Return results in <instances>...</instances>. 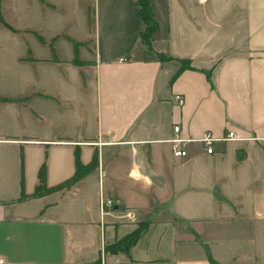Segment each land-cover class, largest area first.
Segmentation results:
<instances>
[{
    "label": "crops",
    "instance_id": "obj_1",
    "mask_svg": "<svg viewBox=\"0 0 264 264\" xmlns=\"http://www.w3.org/2000/svg\"><path fill=\"white\" fill-rule=\"evenodd\" d=\"M152 7L150 47L138 0H0L3 264H264V0Z\"/></svg>",
    "mask_w": 264,
    "mask_h": 264
},
{
    "label": "trees",
    "instance_id": "obj_2",
    "mask_svg": "<svg viewBox=\"0 0 264 264\" xmlns=\"http://www.w3.org/2000/svg\"><path fill=\"white\" fill-rule=\"evenodd\" d=\"M139 3V14L145 22V29L141 32L142 40L150 47H152L153 37L159 28V22L154 16L152 7V0H138ZM97 164V158H94L90 163H83L77 156V167L73 176L64 180L61 183L50 186L47 190H53L64 186L72 185L76 180L82 177L87 171L93 168ZM44 165L41 168L40 174L44 177ZM40 191H36L39 194ZM120 208L125 209L122 204H119ZM147 226V222H139L138 226L131 232L127 233L123 237H120L112 243L106 244V251L109 253H125L129 254L131 247L137 242L143 231ZM97 264H101L99 261ZM115 264H140L134 260H120Z\"/></svg>",
    "mask_w": 264,
    "mask_h": 264
},
{
    "label": "built area",
    "instance_id": "obj_3",
    "mask_svg": "<svg viewBox=\"0 0 264 264\" xmlns=\"http://www.w3.org/2000/svg\"><path fill=\"white\" fill-rule=\"evenodd\" d=\"M201 3L206 2L207 0H198ZM175 99L178 104L182 105L185 103V96L182 93H176L175 94ZM174 130L176 131V136H174L171 140L173 142V148H174V153L175 155H186L187 150L184 148V143L186 141V138L180 136L177 132L180 130V125H175ZM234 137H239V134L237 131L234 129L228 131L227 134L222 136V139H232ZM218 138L211 132V131H206L202 137H200V140L205 144L206 149L208 152H214L215 150V141ZM100 204H101V211L103 214L110 213L115 211V204L114 200L111 197H105L102 196L100 199ZM127 215H131L130 211H127ZM5 257L0 254V264L5 263ZM117 261H109L106 259L105 254L102 256V264H115Z\"/></svg>",
    "mask_w": 264,
    "mask_h": 264
},
{
    "label": "water",
    "instance_id": "obj_4",
    "mask_svg": "<svg viewBox=\"0 0 264 264\" xmlns=\"http://www.w3.org/2000/svg\"><path fill=\"white\" fill-rule=\"evenodd\" d=\"M115 208H116V209L118 208V205H117V204H115Z\"/></svg>",
    "mask_w": 264,
    "mask_h": 264
},
{
    "label": "rangeland",
    "instance_id": "obj_5",
    "mask_svg": "<svg viewBox=\"0 0 264 264\" xmlns=\"http://www.w3.org/2000/svg\"><path fill=\"white\" fill-rule=\"evenodd\" d=\"M112 243V242H111Z\"/></svg>",
    "mask_w": 264,
    "mask_h": 264
}]
</instances>
